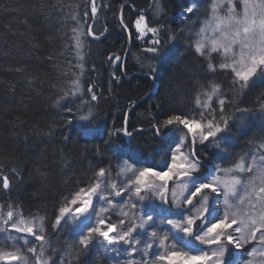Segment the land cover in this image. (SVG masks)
<instances>
[{"label": "snow or ice", "instance_id": "6c2138e0", "mask_svg": "<svg viewBox=\"0 0 264 264\" xmlns=\"http://www.w3.org/2000/svg\"><path fill=\"white\" fill-rule=\"evenodd\" d=\"M107 7L111 10V5ZM123 8L117 18L122 27L131 28ZM150 8V18L138 10L134 21L135 39L144 42L146 55L152 54L143 65L149 79L157 78L164 44L185 39L194 64H186L163 86V99L168 101L163 118L149 112L147 128H130L125 112L119 126L113 118L105 129L104 145L146 131L154 140L171 133L162 163L113 154L107 163L90 165L84 175L69 177L70 165L62 156L65 188L54 205V219L46 223L43 215L26 216L12 195L16 183L24 179L15 157L8 164L0 161V264H67L53 247L52 237L64 229L78 232L71 246L73 259L94 252V264H257V257L264 264V0H187L179 35L158 19L165 14L164 0H154ZM103 9L97 0H89L81 19H95ZM71 31L74 44L68 47L81 62L80 75L71 78L63 73L72 87H61L49 98L57 119L46 128L33 123L31 134L36 138L54 137L58 125L74 122L84 137L100 133L98 109L107 97L96 90L94 80L81 79L84 37L100 36L91 26ZM38 47L37 40L33 49ZM114 59L120 57L108 56L109 62ZM45 60L56 66L53 56ZM8 70L21 75L28 71L22 64ZM27 79L36 86L38 77ZM112 80H119L115 72ZM8 91L15 94V86ZM155 106L164 108L163 103ZM255 116L261 124L245 131L237 152L231 144L234 126L243 127ZM10 123L15 131L27 122ZM209 148L224 157L213 164L212 173L205 168ZM95 152L104 155L100 145ZM53 171L51 166L33 169L41 184L51 181ZM219 173H230L231 179ZM149 204H158L171 215L146 210Z\"/></svg>", "mask_w": 264, "mask_h": 264}, {"label": "trees", "instance_id": "16d2710c", "mask_svg": "<svg viewBox=\"0 0 264 264\" xmlns=\"http://www.w3.org/2000/svg\"><path fill=\"white\" fill-rule=\"evenodd\" d=\"M153 2L154 0H97L98 5H104L103 11L95 19L82 20L89 0H0V161L8 164L14 156L15 162L23 169L24 179L16 183L12 195L20 203L26 216L43 215L46 223L54 219V205L65 188L64 177L60 174L63 167L62 156L67 158L70 165L67 173L69 177L73 174L84 175L90 165L107 163L113 154L116 157L132 156L141 161L162 163L163 148L168 147L172 134L168 138L154 140L151 133L146 131L135 134L134 138L122 136L115 144L104 145L105 129L111 126L113 118L119 126L125 112L129 115L130 128H147L149 112L158 119L163 118L168 105V101L163 99V86L170 76L182 71L186 64H194L187 52V41L179 39L164 44L163 62L158 64L157 78L151 80L146 75L147 68L143 65L149 63L152 54L146 55L143 51L144 42L135 39L134 21L138 18V10L151 17L150 5ZM186 2L187 0H164L165 14L158 17L162 24L178 35L179 29L183 27L181 21ZM108 5H111V10ZM121 5H124L125 23L132 24L131 28H124L119 23L117 17ZM88 11L90 12V7ZM72 16L77 19L72 20ZM203 19L201 17L202 22ZM89 26L100 38L93 40L90 36L84 37V74L81 79L89 82L94 80L96 90L103 91L107 97L100 101L98 109L101 115L100 133L95 137H84L80 134V124L74 122L63 127L58 125L54 137L36 138L31 134L33 123L46 128L48 123L57 119L56 110L50 107L49 98L61 87H72L63 73L71 78L80 75L78 65L81 62L76 51L68 47L69 44H74L71 29L77 27L84 31ZM129 34H133L131 38ZM166 39L162 33V40ZM37 40L39 47L33 49ZM48 55L54 57L55 67L45 60ZM108 56H119L120 60L109 62ZM21 64L27 67L25 75L8 70ZM92 65L96 66L95 71H92ZM113 72L119 77L118 81L112 80ZM28 75L38 77L35 87L29 85ZM11 86H15V94L8 91ZM109 88L112 89L111 93ZM157 103H163L164 108H157ZM17 116L19 120L16 119ZM20 121L27 123L13 131L10 122L19 125ZM260 124V117L255 116L250 117L243 127L238 124L234 126L235 136L231 139V144L237 152L244 144L245 131L257 128ZM64 136L68 139L64 140ZM96 145L103 147L104 155L96 154ZM146 145H150L147 150ZM207 151L209 157L205 161L206 169L213 168L214 163L219 164L224 158L219 150L209 148ZM5 156L9 159L5 160ZM45 166H51L54 171L51 181L41 184L34 177L33 169ZM145 208L171 215L166 209L159 208L158 204H149ZM77 235V231L68 229L52 233L53 241L57 243L56 249L67 253L69 247V254L64 258L67 264H94V252L84 253L78 260L70 255Z\"/></svg>", "mask_w": 264, "mask_h": 264}, {"label": "rangeland", "instance_id": "374dc122", "mask_svg": "<svg viewBox=\"0 0 264 264\" xmlns=\"http://www.w3.org/2000/svg\"><path fill=\"white\" fill-rule=\"evenodd\" d=\"M209 9H210V4H209ZM241 11H242V6H241ZM208 19H211L210 11H209ZM201 26H202V24H201ZM167 138H168V137H167ZM164 144H165V142H164ZM166 148H167V147L163 148V150L166 151ZM212 170H213V168H212ZM219 175H221L222 178L225 179V180H230L232 174H230V173H228V174H225V173H219ZM241 195H244V192H243V191H241ZM99 207H100V205H97V211H99ZM125 210H127V209H125ZM32 216H37V217H38V215H32ZM29 218H31V216H29ZM56 245H57V243L53 241V247L56 248ZM57 248H58V247H57ZM64 249H67V248H64ZM69 251H70L69 247H68V249H67V253H66V251L64 252V250H63V252H60V251H59V256H62L63 259H64V258L69 254ZM57 259L59 260V257H58ZM260 261H261V258H260V257H257V258H256V262H257V264H260Z\"/></svg>", "mask_w": 264, "mask_h": 264}, {"label": "water", "instance_id": "95a60500", "mask_svg": "<svg viewBox=\"0 0 264 264\" xmlns=\"http://www.w3.org/2000/svg\"><path fill=\"white\" fill-rule=\"evenodd\" d=\"M156 87V86H155ZM169 135H171V133H168L167 135H165L164 137H167V136H169ZM208 173H212L213 172V170L211 169V167H208Z\"/></svg>", "mask_w": 264, "mask_h": 264}]
</instances>
